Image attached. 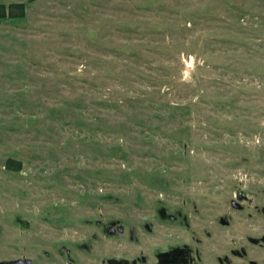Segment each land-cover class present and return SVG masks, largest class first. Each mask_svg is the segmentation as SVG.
I'll return each instance as SVG.
<instances>
[{
    "label": "rangeland",
    "instance_id": "1",
    "mask_svg": "<svg viewBox=\"0 0 264 264\" xmlns=\"http://www.w3.org/2000/svg\"><path fill=\"white\" fill-rule=\"evenodd\" d=\"M0 2L27 4L0 20L5 234L112 256L105 224L264 185V0Z\"/></svg>",
    "mask_w": 264,
    "mask_h": 264
},
{
    "label": "flooded vegetation",
    "instance_id": "2",
    "mask_svg": "<svg viewBox=\"0 0 264 264\" xmlns=\"http://www.w3.org/2000/svg\"><path fill=\"white\" fill-rule=\"evenodd\" d=\"M184 202V208L163 205L136 215L131 228L119 221L103 225L102 237L123 236L117 240L123 251L112 256L103 255L89 235L77 240L70 234L43 248L27 232L5 234L0 222V264H264V185L250 182L230 199L215 200L211 217L200 215L196 200ZM19 222L26 226L22 217Z\"/></svg>",
    "mask_w": 264,
    "mask_h": 264
},
{
    "label": "trees",
    "instance_id": "3",
    "mask_svg": "<svg viewBox=\"0 0 264 264\" xmlns=\"http://www.w3.org/2000/svg\"><path fill=\"white\" fill-rule=\"evenodd\" d=\"M26 6L25 2H13L10 4L0 2V20L5 18H23L26 15ZM6 167L13 170H21L22 161L9 157L6 161Z\"/></svg>",
    "mask_w": 264,
    "mask_h": 264
}]
</instances>
